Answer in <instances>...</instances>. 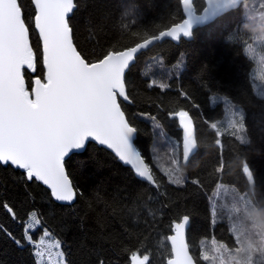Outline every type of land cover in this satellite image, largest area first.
<instances>
[{
    "label": "trees",
    "instance_id": "trees-1",
    "mask_svg": "<svg viewBox=\"0 0 264 264\" xmlns=\"http://www.w3.org/2000/svg\"><path fill=\"white\" fill-rule=\"evenodd\" d=\"M19 3L35 53L34 67L24 69L26 84H30L34 77H43L45 69L41 40L34 28V7L31 0ZM75 4L69 18L74 43L89 62L107 51L132 47L145 34H158L183 19L178 0H75ZM262 5L264 0H246L195 29L190 40L181 37L177 43L167 39L155 43L142 51L126 72L130 102L121 100V104L138 129L135 144L153 171L156 186L131 174L113 193L115 225L126 244L124 264H129L134 251L149 255L148 264H166L169 226L184 215L190 217L186 234L189 250L199 264H220V259H226L214 250L216 242L234 249L231 254L239 258L238 264H250L251 257L235 250L245 241L236 239L228 211L214 191L221 184L247 192L264 223V97L254 90V62L244 50L253 38V26L264 18ZM203 6L204 0H194L197 12ZM249 16L255 20L251 22ZM242 23H246L245 29ZM162 83L168 87L160 88ZM181 92H186L187 98ZM225 98L243 110V142L232 135ZM181 109L193 118L199 145L187 164L181 161L178 119L169 117V112ZM212 123L217 129L210 127ZM216 139L221 140L220 145L215 144ZM173 159L181 162L183 184L173 185L168 179ZM241 162L253 172L252 192ZM222 164L221 172L216 173ZM194 179L202 183L193 185ZM76 190L72 204H61L49 198V190L40 182L26 181L20 170L0 166V225L21 239L18 221L25 223L35 210L42 226L59 242L65 264H100L90 252L96 214L88 198ZM4 203L14 208L17 220L6 212ZM204 253L209 255L208 261L202 259ZM0 264H36L32 246L25 242L18 247L0 232Z\"/></svg>",
    "mask_w": 264,
    "mask_h": 264
},
{
    "label": "snow or ice",
    "instance_id": "snow-or-ice-1",
    "mask_svg": "<svg viewBox=\"0 0 264 264\" xmlns=\"http://www.w3.org/2000/svg\"><path fill=\"white\" fill-rule=\"evenodd\" d=\"M178 2L187 18L159 30L158 35L145 34L142 42L132 47L107 51L102 58L89 62L74 43L69 21V14L76 7L74 0H32L33 22L42 42L46 71L43 77L36 76L26 84L23 70L32 69L35 63L29 26L19 0H0V166L20 170L26 181L42 183L49 190V198L55 202L71 203L78 195L77 186L68 171L71 154L86 150L89 142H96L106 146L124 164L130 165L138 177L155 185L153 171L132 142L138 129L132 125L121 104V99L130 102L126 91V70L142 49L166 37L173 41L192 37L194 22L202 23L218 12L232 8L238 0H207L208 6L204 9L207 15L199 16L193 13L192 0ZM249 20L255 19L249 16ZM245 24L242 23L241 28L245 29ZM159 87L163 89L168 85L162 83ZM180 94L187 98L186 92ZM169 117L178 119L182 130L183 161L187 162L199 146L193 131V118L189 111L183 109L169 112ZM210 127L217 129V124L212 123ZM229 127L232 135L243 142V115L230 122ZM216 136H220L219 131H216ZM215 144L220 145L221 140L216 139ZM171 164L173 167L167 174L171 184L185 183L180 160L173 159ZM223 167V164L217 167L215 172L220 173ZM241 167L249 185L255 187L250 166L241 162ZM201 183L199 179L192 180L193 185ZM240 199L247 204L244 197ZM3 208L14 221L17 220L12 206L4 203ZM232 211H238L235 204ZM38 214L35 210L28 214L34 221L32 224L18 221L22 225L21 239H16L3 225H0V232H4L18 247L27 242L37 249L43 248V240L37 243L31 234L43 223L36 219ZM189 219V215H184L178 222L170 224L172 234L166 237L170 242V256L166 264H199L190 254L185 240ZM232 231L237 240L243 235L237 224H233ZM52 247L60 245H51L49 255ZM214 250L226 255V259H220V264H238L239 258L231 255L234 249L229 250L225 244L216 242ZM35 254L43 255V252ZM149 259V255L134 251L129 264H148ZM202 259L208 261L209 255L202 254ZM100 264L105 262L101 260Z\"/></svg>",
    "mask_w": 264,
    "mask_h": 264
},
{
    "label": "rangeland",
    "instance_id": "rangeland-1",
    "mask_svg": "<svg viewBox=\"0 0 264 264\" xmlns=\"http://www.w3.org/2000/svg\"><path fill=\"white\" fill-rule=\"evenodd\" d=\"M252 29L253 38L245 44L244 50L254 62V90L258 96L264 97V18H260ZM224 102L230 125L243 110L229 99L225 98ZM242 135L244 136L243 133ZM68 171L77 189L88 198L96 214L97 228L90 246L91 254L103 260L105 264H124L123 253L126 244L115 225L113 193L118 185L131 176V171L120 165L111 152L94 144H89L84 152L72 155ZM214 193L225 205L231 226L237 224L238 230L243 233L241 238L245 244L241 249L245 250L243 253L247 254L246 257L252 258L250 264H264V223L249 194L233 186L221 184H218ZM241 197H244L247 204ZM233 204L236 205L237 212L232 211ZM32 223L34 221L28 215L25 224ZM45 231L47 230L41 225L31 233L33 241L39 243L42 239L44 244V247L39 249L31 245L36 262L65 264L60 247H52L49 255V247L59 242L48 231L45 235ZM37 251L43 252V255H36ZM244 263L247 264L245 261Z\"/></svg>",
    "mask_w": 264,
    "mask_h": 264
},
{
    "label": "water",
    "instance_id": "water-1",
    "mask_svg": "<svg viewBox=\"0 0 264 264\" xmlns=\"http://www.w3.org/2000/svg\"><path fill=\"white\" fill-rule=\"evenodd\" d=\"M244 1H246V0H238V2H237V4L235 5V6H233L232 8H229V9H227V10H225V11H221V12H218V13H216L215 15H213V16H210L207 20H205V21H203L202 23H193V31L195 30V29H197V28H199V27H202V26H205V25H207V24H209V23H211L212 21H214L216 18H218L220 15H222V14H224V13H226V12H228V11H230V10H234V9H237ZM31 2H32V0H31ZM74 4H75V0H74ZM33 5V4H32ZM76 5V4H75ZM208 6V4H207V0H204V6H203V8L201 9V11L200 12H197L196 10H195V7H194V0H192V9H193V13H194V15H197V16H199V15H207L205 12H204V9L206 8ZM33 7H34V5H33ZM76 8V7H75ZM75 8L73 9V12H74V10H75ZM181 8H182V13H183V19H185V18H187V14L184 12V10H183V6L181 5ZM73 12L72 13H70L69 14V18L72 16V14H73ZM35 28V27H34ZM36 30V32L38 33V35H39V32H38V30L37 29H35ZM158 35V34H157ZM40 38V37H39ZM183 38H185V37H183ZM193 38V36L192 37H187V38H185V39H187V40H190V39H192ZM30 39V38H29ZM171 40V41H173L171 38H169V37H166V38H164L163 40ZM163 40H161V41H157V42H155V43H159V42H162ZM179 40H177V41H173V42H178ZM142 42V41H141ZM154 43V44H155ZM31 44V43H30ZM153 45V44H152ZM152 45H150L149 47H151ZM148 47V48H149ZM148 48H146V49H148ZM146 49H142L140 52H138L137 53V56L142 52V51H145ZM41 51H42V42H41ZM136 56V57H137ZM135 61H136V59L133 61V62H131V64H130V66L133 64V63H135ZM42 63H43V59H42ZM44 66V65H43ZM25 69H27V68H25ZM45 69V68H44ZM27 70H31V69H27ZM24 71V70H23ZM45 71H46V69H45ZM128 70H126V72H127ZM122 100V99H121ZM123 101V100H122ZM125 102V101H124ZM179 123V122H178ZM180 128V127H179ZM181 130V129H180ZM193 131H194V135L196 136V134H195V127H194V124H193ZM135 139H136V134L133 136V140H132V142H133V144H134V146L136 147V144H135ZM89 144H94V145H96V146H98V147H100V148H103V149H106V150H108L109 152H111L114 156H115V154L111 151V150H109V149H107V147L106 146H103V145H99L98 143H96V142H89L88 143V145ZM87 145V146H88ZM137 148V147H136ZM180 149H181V161H182V163L183 164H187V162H184L183 161V156H182V130H181V141H180ZM137 150H138V148H137ZM85 150H78L77 152H75V153H73V154H79V153H82V152H84ZM139 151V150H138ZM196 150H194V152H195ZM193 152V153H194ZM192 153V154H193ZM73 154H71V155H73ZM192 154H190V156L192 155ZM143 157V156H142ZM115 158H116V160L118 161V163L120 164V165H122L123 167H126V168H128L130 171H131V173L133 174V176H135L136 178H138V179H140V180H142V181H144L142 178H140V177H138L135 173H134V170L131 168V166L130 165H126V164H124V162H122V161H120L116 156H115ZM144 158V157H143ZM145 162H146V160H145ZM147 163V162H146ZM148 164V163H147ZM150 167V166H149ZM246 176V175H245ZM71 178V177H70ZM246 178H247V176H246ZM247 180H248V178H247ZM146 182V181H145ZM249 183V182H248ZM42 184V183H41ZM150 184V183H149ZM252 184H253V182H252ZM152 186H156V184L155 185H153V184H151ZM44 186V185H43ZM250 186V190H251V192H252V186L251 185H249ZM75 201V200H74ZM58 203H61V204H72L73 202H71V203H67V202H58ZM188 226H189V222H188V224L186 225V227H185V240H186V242H187V237H186V234H187V229H188ZM172 234V233H171ZM188 243V242H187ZM169 244H170V242H169ZM191 254V253H190Z\"/></svg>",
    "mask_w": 264,
    "mask_h": 264
}]
</instances>
